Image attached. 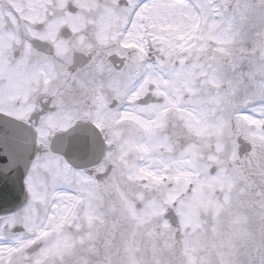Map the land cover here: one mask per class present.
<instances>
[{
  "label": "snow or ice",
  "instance_id": "snow-or-ice-1",
  "mask_svg": "<svg viewBox=\"0 0 264 264\" xmlns=\"http://www.w3.org/2000/svg\"><path fill=\"white\" fill-rule=\"evenodd\" d=\"M0 264H264V0H0Z\"/></svg>",
  "mask_w": 264,
  "mask_h": 264
}]
</instances>
